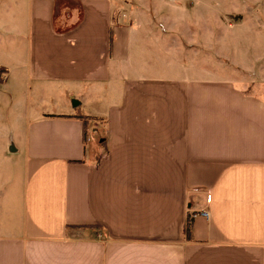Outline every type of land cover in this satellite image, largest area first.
Segmentation results:
<instances>
[{
	"label": "crops",
	"instance_id": "1",
	"mask_svg": "<svg viewBox=\"0 0 264 264\" xmlns=\"http://www.w3.org/2000/svg\"><path fill=\"white\" fill-rule=\"evenodd\" d=\"M119 1L1 0L21 49L0 72L21 68L34 104L12 137L20 174L0 173V264H264V102L132 78Z\"/></svg>",
	"mask_w": 264,
	"mask_h": 264
},
{
	"label": "rangeland",
	"instance_id": "2",
	"mask_svg": "<svg viewBox=\"0 0 264 264\" xmlns=\"http://www.w3.org/2000/svg\"><path fill=\"white\" fill-rule=\"evenodd\" d=\"M3 9L0 0V61L11 57L16 63L21 49L18 39L2 30L18 23L8 18L9 13L2 18ZM113 13L134 28L132 57L126 63L132 78L228 81L264 102V0H120ZM9 43L15 50L6 53ZM4 72H0V173L9 169L19 175L12 137L21 143L22 113L34 104L33 87L29 92L24 85L21 68L12 70L7 84ZM97 136L89 133L87 144L91 137L97 143Z\"/></svg>",
	"mask_w": 264,
	"mask_h": 264
},
{
	"label": "trees",
	"instance_id": "3",
	"mask_svg": "<svg viewBox=\"0 0 264 264\" xmlns=\"http://www.w3.org/2000/svg\"><path fill=\"white\" fill-rule=\"evenodd\" d=\"M1 80V79H0ZM79 118H81L83 121H84V123H85V125L87 124L85 121L87 120L86 119V117H84V116H82V115H79L78 116ZM184 233H185V235L188 237L189 236V233H190V223H189V221L186 223V227H185V229H184Z\"/></svg>",
	"mask_w": 264,
	"mask_h": 264
},
{
	"label": "built area",
	"instance_id": "4",
	"mask_svg": "<svg viewBox=\"0 0 264 264\" xmlns=\"http://www.w3.org/2000/svg\"><path fill=\"white\" fill-rule=\"evenodd\" d=\"M206 202H207V203H210V197H209V196L207 197ZM202 215H203L206 219H208V217H209V213H208V211H203Z\"/></svg>",
	"mask_w": 264,
	"mask_h": 264
},
{
	"label": "water",
	"instance_id": "5",
	"mask_svg": "<svg viewBox=\"0 0 264 264\" xmlns=\"http://www.w3.org/2000/svg\"><path fill=\"white\" fill-rule=\"evenodd\" d=\"M78 104H79V102L78 101H72V106H74V107H76V106H78Z\"/></svg>",
	"mask_w": 264,
	"mask_h": 264
}]
</instances>
